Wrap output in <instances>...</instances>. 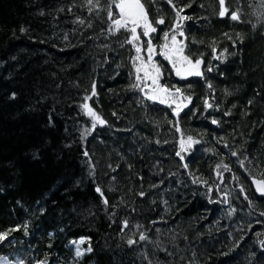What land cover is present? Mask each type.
<instances>
[{
    "label": "trees",
    "instance_id": "obj_1",
    "mask_svg": "<svg viewBox=\"0 0 264 264\" xmlns=\"http://www.w3.org/2000/svg\"><path fill=\"white\" fill-rule=\"evenodd\" d=\"M142 2L165 20L157 53L178 21L185 54L203 59L201 76L182 79L156 54L160 83L191 97L178 117L133 87L135 48L111 0H0V257L264 264L251 182L264 179V0H225L223 17L219 0H173L179 20L167 0ZM84 104L106 123L93 128Z\"/></svg>",
    "mask_w": 264,
    "mask_h": 264
},
{
    "label": "snow or ice",
    "instance_id": "obj_2",
    "mask_svg": "<svg viewBox=\"0 0 264 264\" xmlns=\"http://www.w3.org/2000/svg\"><path fill=\"white\" fill-rule=\"evenodd\" d=\"M149 2H151V0H149ZM167 2L173 9L176 10L178 20L188 19V17L181 16L183 8L177 9L173 0H167ZM87 3L92 7H99V0H95V3L94 0H87ZM219 3L221 5L219 15L223 17L228 13L229 9L225 7V0H219ZM111 4L118 10V18L116 19H113L114 13L111 11V6L109 7L107 13L108 18L112 20L114 30L117 32L124 30L130 33L129 38L126 39V43L132 44L135 48L136 55L133 58L132 63L135 69V80L137 83L134 84L133 87L138 88L141 92H143L148 100L159 102L160 104H167L169 107H172V105L175 104L176 107L174 111L178 117L182 108L187 107V104H185L184 101H190L191 97H185L180 88H169L167 85L160 83L163 74L159 64L154 61L156 47L153 46L151 39V34L155 33L157 31V27L164 24L165 20L160 18L155 21L154 25L152 20L149 18V13L142 0H111ZM231 19L238 20L239 14L233 11L231 13ZM180 28L181 25L177 21L175 28L172 29L171 33L168 31L163 32L164 43L159 45L160 51L158 54L165 60L169 61L171 67L175 70L176 75L182 79L189 76H201V65L203 64V60H193L190 55L185 54L186 44L183 41L178 40L176 34ZM138 29H141L142 31H138ZM178 34L180 36L184 35L183 31H179ZM142 36L148 39L146 41L142 40ZM142 53H146L147 59L144 58ZM216 58L219 59L220 57ZM207 70L211 71L212 69L209 67ZM141 84L143 87H141ZM209 87H211V85H209ZM92 95H96L94 88ZM90 98L91 97H88V99ZM208 106L211 107V105ZM83 108L86 111V114L92 117L93 128L96 127L97 123L100 125H104L106 123V121L103 120V118L88 104H84ZM213 123H216V121H213ZM188 141L189 146H191L192 143H198V141H193L192 137H188ZM185 150L184 141L182 140L181 151ZM177 155H179V153H177ZM232 155H236V153L233 152ZM217 167H223L230 171L228 166L224 164L218 165ZM261 175L264 176V173ZM253 182L256 185V190L264 196V179L257 180L253 178ZM96 191L100 193L101 196L104 195L99 187L96 188ZM103 202L105 204L108 203L106 198ZM261 215H264V213H261ZM5 235H0V240L4 239ZM140 239L143 240L145 237L141 236ZM80 243H83V240H81ZM130 243H132V241H130ZM90 250L91 249L89 248V251ZM80 254V250L77 249V255Z\"/></svg>",
    "mask_w": 264,
    "mask_h": 264
},
{
    "label": "rangeland",
    "instance_id": "obj_3",
    "mask_svg": "<svg viewBox=\"0 0 264 264\" xmlns=\"http://www.w3.org/2000/svg\"><path fill=\"white\" fill-rule=\"evenodd\" d=\"M138 31H140V29H138ZM156 54H158L156 52ZM154 54V55H156ZM142 55H144V58L147 59V56H146V53H142ZM216 57H220L219 59H217ZM228 57V52L227 51H216L215 54L213 55V60H215V62H219V61H225L226 58ZM156 56L154 57V61L156 62ZM201 71L203 73L204 71V66L201 67ZM179 77V76H178ZM190 77V76H189ZM181 78V77H180ZM141 86H143L141 84ZM89 105V104H88ZM90 106V105H89ZM91 107V106H90ZM82 239H79L77 240L74 244H76L78 247L82 246V244L84 243V240H83V243H80ZM80 248H83V247H80ZM0 264H16L15 262H12L10 260H8L7 258L5 257H0Z\"/></svg>",
    "mask_w": 264,
    "mask_h": 264
},
{
    "label": "water",
    "instance_id": "obj_4",
    "mask_svg": "<svg viewBox=\"0 0 264 264\" xmlns=\"http://www.w3.org/2000/svg\"><path fill=\"white\" fill-rule=\"evenodd\" d=\"M155 56H157V55H154V57ZM203 60V59H202ZM203 65V64H202ZM202 65H201V67H202ZM253 178H255V179H257V180H259L260 178H257V177H252L251 178V182H252V186H253V188H254V191H255V193L258 195V196H260V197H264V196H262L257 190H256V185L254 184V182H253ZM243 193H244V191H243Z\"/></svg>",
    "mask_w": 264,
    "mask_h": 264
}]
</instances>
